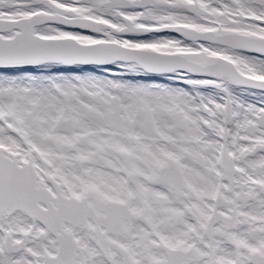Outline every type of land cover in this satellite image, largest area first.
<instances>
[{
	"label": "snow or ice",
	"instance_id": "1",
	"mask_svg": "<svg viewBox=\"0 0 264 264\" xmlns=\"http://www.w3.org/2000/svg\"><path fill=\"white\" fill-rule=\"evenodd\" d=\"M0 264H264V0H0Z\"/></svg>",
	"mask_w": 264,
	"mask_h": 264
}]
</instances>
